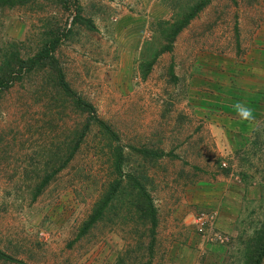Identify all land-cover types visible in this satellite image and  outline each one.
<instances>
[{
  "label": "rangeland",
  "instance_id": "374dc122",
  "mask_svg": "<svg viewBox=\"0 0 264 264\" xmlns=\"http://www.w3.org/2000/svg\"><path fill=\"white\" fill-rule=\"evenodd\" d=\"M11 4L0 2V252L12 260L0 264L247 261L264 238V77L255 119L232 131L214 113L238 116L236 101H218L232 91L219 93L212 67H264V0ZM221 196L243 209L225 213L242 225L225 244L197 225L218 221Z\"/></svg>",
  "mask_w": 264,
  "mask_h": 264
},
{
  "label": "crops",
  "instance_id": "0c3cea01",
  "mask_svg": "<svg viewBox=\"0 0 264 264\" xmlns=\"http://www.w3.org/2000/svg\"><path fill=\"white\" fill-rule=\"evenodd\" d=\"M232 65H235V64H232ZM232 65H225V64L221 65V64H219V65H217V67H215L216 65H213V67H212L214 70H217L215 73H213V75L215 76L214 80H216L218 82L217 87H218L219 93L222 92L221 94H223L224 93L223 89L232 91L231 94L228 92L229 95L227 93V97L224 96L222 100L218 99V101H224V100H228L229 102L230 101H232V102L233 101H244L248 105H251L252 101H253L252 99L258 95V93L255 92L254 89H257L256 87L261 85V84H259V82L264 77V67L262 65H260V67H256L255 70L254 69L252 70L251 68H244V66H242V67H240V69L233 71L234 68L232 67ZM206 66H209V65H206ZM262 85H263V83H262ZM234 92H237L239 94L237 97V98H239V100L233 99L234 95L236 94ZM215 96H219L218 92L215 93ZM213 100L215 101L216 99H213ZM211 116L213 117V113L211 114ZM214 116L217 119H222V120H227V121H229L228 119H233L234 123L232 121V123L230 124V127L232 129H234L232 131H236V127L238 126L236 123L238 121H240V123H244L246 125L250 124L248 121H244V120L241 121L240 120L241 118L236 116L234 113L224 112V113L220 114V113L216 112V113H214ZM214 127L216 129H212L213 132H216V131L222 132L223 131V128L220 127V130H219V128L216 126V124L214 125ZM210 129H211V127H210ZM232 131L229 130V132H232ZM225 193H226V195L229 194L228 191H225ZM248 195L246 196V198L242 199V201H243L242 203L247 201L248 206H249V204L253 203L252 202L253 198H250ZM232 200L233 199L229 200L225 196L224 197L221 196V198L219 199V202H218L217 211H215V212L210 211V212H212V214H215L216 216H218V221L215 224L211 225L212 228H210V230H215V232H217L215 235H217V238L219 240H221V242H222L219 244H225L226 243L224 237L227 238V234H229L231 237L228 239L229 241H232V242L236 241L238 238L237 236L239 234L238 230H237V226L238 225L242 226L241 223L237 222V219H231V222L225 220V213L227 212L228 209L239 208L241 212L243 210V209H241L242 204L240 203V205H239V202L232 203V205H228ZM238 206H240L241 208ZM207 233L209 234V232H206V234ZM225 254H228V253H225ZM246 262L247 261L245 260L244 263L246 264ZM262 264H263V262H262Z\"/></svg>",
  "mask_w": 264,
  "mask_h": 264
},
{
  "label": "trees",
  "instance_id": "16d2710c",
  "mask_svg": "<svg viewBox=\"0 0 264 264\" xmlns=\"http://www.w3.org/2000/svg\"><path fill=\"white\" fill-rule=\"evenodd\" d=\"M6 1L11 2L13 5L15 3H17V0H0V2H6ZM21 2H23V0H21ZM5 4H7V3H5ZM204 7H205L204 4L199 5L193 16H195V14L199 13ZM188 23L189 22H187V21L184 22V26L181 27L180 29H178L177 33H179L181 29L185 28L188 25ZM56 46H57L56 44H53L51 47L52 50H55ZM7 85L8 84L1 83L0 91L8 89L9 87H7ZM0 258L12 260L11 258H8L5 255H3L1 252H0ZM263 261H264V238L262 237L261 239L259 238L256 241V243L254 244V249H253L252 255L248 257L247 264H262Z\"/></svg>",
  "mask_w": 264,
  "mask_h": 264
},
{
  "label": "clouds",
  "instance_id": "9594fccd",
  "mask_svg": "<svg viewBox=\"0 0 264 264\" xmlns=\"http://www.w3.org/2000/svg\"><path fill=\"white\" fill-rule=\"evenodd\" d=\"M232 107L242 120L252 122L255 119L254 109L246 102L236 101Z\"/></svg>",
  "mask_w": 264,
  "mask_h": 264
},
{
  "label": "built area",
  "instance_id": "2783aa9c",
  "mask_svg": "<svg viewBox=\"0 0 264 264\" xmlns=\"http://www.w3.org/2000/svg\"><path fill=\"white\" fill-rule=\"evenodd\" d=\"M213 217L209 215L202 214L198 217L197 225L199 232L203 235L207 232L208 228L211 226V220Z\"/></svg>",
  "mask_w": 264,
  "mask_h": 264
}]
</instances>
